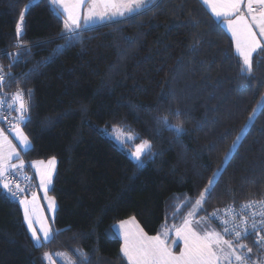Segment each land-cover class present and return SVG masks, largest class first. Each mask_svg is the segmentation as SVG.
Instances as JSON below:
<instances>
[{
  "label": "trees",
  "instance_id": "1",
  "mask_svg": "<svg viewBox=\"0 0 264 264\" xmlns=\"http://www.w3.org/2000/svg\"><path fill=\"white\" fill-rule=\"evenodd\" d=\"M64 33L49 0H0L1 87L20 89L30 105L21 156L56 158L54 235L42 245L0 184V264H47L53 251L77 264L81 253L86 264H128L112 225L134 216L147 234L176 226L214 174L195 217L223 231L216 209L264 201V46L242 72L230 36L201 0H157L79 31L68 47ZM113 126L133 134L128 148L150 142L142 167L105 134ZM260 211L241 214L250 225ZM261 236L264 225L240 239L252 249L248 264H264L254 243Z\"/></svg>",
  "mask_w": 264,
  "mask_h": 264
},
{
  "label": "snow or ice",
  "instance_id": "2",
  "mask_svg": "<svg viewBox=\"0 0 264 264\" xmlns=\"http://www.w3.org/2000/svg\"><path fill=\"white\" fill-rule=\"evenodd\" d=\"M50 2L62 9V12L66 15L64 21L65 33L61 38H66L65 47L71 46L73 40L79 36V29L81 28V20L84 23L93 22L94 20H111L112 17L125 16L128 13H134L138 9L148 7L153 3V0H50ZM205 4H208L210 0H203ZM85 7L83 14L81 15L80 9ZM247 13L251 16V23L243 15H239L241 9V0H212L211 10L217 17H223L227 21V26L231 30L233 38L235 40L236 53L242 61V72L252 71V63L255 54L261 50V44L256 40V33L253 31V25L259 30L260 36H264V0H247ZM236 19L233 20L232 17ZM21 22L24 19V13L21 12ZM21 24H17V33L21 32ZM0 68V73H2ZM4 81V75H0V84ZM30 95V93H29ZM13 102L18 106L15 111L19 113L17 119L20 122L26 123L29 117L26 115L29 111L30 105L23 99V92L18 91L13 94ZM3 101L0 100V103ZM162 123L167 125V118H163ZM177 132H182L183 129L179 125H172ZM0 132V136H2ZM16 135L20 140V143L27 148L30 144L28 137L17 128ZM133 137H128L127 140H131ZM239 139V137H237ZM7 143L9 151L7 154L3 151V144ZM236 144L234 142L233 147ZM148 141H144L138 145L131 156L138 162L139 166H143V157L150 149ZM19 156V153L15 152L11 142L4 137L3 141H0V177L11 169H16L17 165L9 164L8 162L13 156ZM227 159V154L226 157ZM41 163V162H36ZM49 165L54 164V159L48 162ZM23 166V161H21ZM219 171V169H218ZM37 174L40 176L41 187L44 188L45 193L48 191L49 185L52 183L53 173L51 170L46 169L40 171L37 169ZM24 179H29L24 177ZM217 182L215 174L210 179L208 186L201 193L200 199L196 201L195 207L200 208L202 202L207 196L211 194L212 188ZM3 188L7 189L13 198H15L20 192L25 191L19 184L16 185V190L13 191L8 183H3ZM35 195L31 201L21 199L19 203L24 206V218L27 222L28 229L31 231V237L36 245H42L52 239L54 233L48 227H45L40 220H33L32 216L35 215ZM49 211L55 212L56 204L52 197H48ZM29 205H32V211H29ZM260 208L259 213H252V222L249 225L247 219L236 222V215L232 208L226 209V215L228 219L221 220L223 225V234L215 231H208L201 235L193 227V221L185 218L183 224L176 229V235L184 240L185 248L179 255L172 253L168 247L166 240L168 238L167 231L156 236H147L142 230L134 234L124 232V244L122 245L121 252L124 257L127 258L128 264H248L251 248L247 249L245 253L243 249L247 246L237 243L242 238L251 234V231H255L258 227L264 225V201H250L241 205V208ZM194 215V213H189ZM261 217L260 224L256 222V216ZM212 216H218V212H214ZM134 219V218H133ZM33 223H40V232L42 238L37 234V230L33 228ZM130 221H121L119 224V230H123L125 225ZM199 224L200 222H196ZM251 229V231L249 230ZM224 235H233V240L224 238ZM163 237V238H162ZM259 248L264 250V236L259 237L254 242ZM46 257L48 253L44 254ZM82 259L80 264H86L87 254H80ZM66 264H77L76 261H72L70 258L66 261Z\"/></svg>",
  "mask_w": 264,
  "mask_h": 264
},
{
  "label": "rangeland",
  "instance_id": "3",
  "mask_svg": "<svg viewBox=\"0 0 264 264\" xmlns=\"http://www.w3.org/2000/svg\"><path fill=\"white\" fill-rule=\"evenodd\" d=\"M211 2H212V0H210V2L208 4H205L202 1V3L205 6L207 5V7H206L207 9H208V7H209V9H211ZM242 2H243V4H242ZM246 4H247V0H241V9H240V12L238 14L245 16L247 18L248 22L251 23V16L248 15V13H247ZM210 13L212 14V16L214 18L221 19L220 20V24L223 27V29L227 32V34L230 36L231 41H232V45H233V50L236 53L235 40L233 38L231 30L227 26V21L223 17L215 16L214 13L212 12V10L210 11ZM232 19L235 20L236 17L233 16ZM253 31L256 33V40L261 44V46H264V36H260L259 30L254 25H253ZM16 113H18V112L16 111ZM17 128H19L23 132V134L25 136H27L26 133L24 132L23 128H22L21 122L16 127L7 129L6 127H4V125L0 121V130H2L1 132H3L6 136H10V137L12 136L14 138L16 137V140L19 142L20 140L18 139L17 135H15ZM104 132H105V134L108 137L113 139L118 145H120L122 147L128 148L130 142H132V139L131 140H127V138L128 137H133V134L128 133V132H124L121 129H119L118 127L113 126L110 129H104ZM240 133L238 134L237 137H239ZM237 137L235 138L234 142H236ZM28 140H29V138H28ZM0 141H3V138L0 137ZM144 141H148V140H142V141H140V142H138L136 144H133L131 146V148H128V155H129V157L132 160L136 161L131 156V153L134 152L136 147L138 145L142 144ZM234 142H233V144H234ZM5 144L6 143H4L3 146ZM149 144H150V142H149ZM233 144H232V147H233ZM53 159H54V164L53 165H49L48 162L50 160H53ZM22 161H23V166H21V167L17 166L16 169H11L10 170L12 172V174L17 179H24V177H28L29 178L27 180L24 179L26 181V185L19 184L21 188L25 189V191L20 192L18 194V196H17L18 202L21 199H26V200L31 201L33 199V194H34L35 197H36L35 202H34V204H35V215L32 216V219L34 221L37 220V219L42 221L44 226L50 228L52 230V232L54 233V228H53L54 213L49 211V200H48V197L54 198L53 195L49 192V188H50L51 185H49L48 191H47V193H45L44 188H42L41 184H40V176L36 175L37 178L35 177V174L32 171V169L30 168L28 163L29 162L32 163V161L41 162V163H38V164H40L39 167H38L40 169V171H44L46 169H49L54 174L56 158L55 157H48L46 159H33V160H23L22 159ZM35 173H37V172H35ZM3 183H7V181L4 178V176L0 177V184L2 186H3ZM14 188L16 190V185H15ZM198 199H200V196L195 200L193 205L190 207V209L186 213L184 219L188 218V219L192 220L193 221V227L201 235H203L205 232H208V231H215V232H219V233L223 234L222 228H219L218 226L213 224V222L207 216L195 217V213H196V211L198 209L197 207H195V205H196V201ZM19 205H20V208H21V211H22L23 221H24L25 227L27 229V232H28L33 244H35L33 239H32V237H31V231L28 229L27 222L25 221V218H24V206L21 205L20 203H19ZM32 207H33L32 205H29V211L30 212L32 211ZM189 213H194V215L190 216ZM130 218H132V219L134 218L133 220L137 221V219L134 216H130ZM184 219L177 226L172 227V228H162L161 231L159 232V234H162L164 231H167L168 238L166 240V243H167L168 247L170 248V250L172 251V253L175 254V255H179L181 253V251L185 248L184 240L181 237H178L176 235V229L183 224ZM196 222H200V223L197 224ZM40 227H41L40 223H33V228L37 230V234L40 235L41 238H42V233L39 231ZM124 232H128L129 234H131V227H126V228H124V230L121 231V233H122V236H121L122 237V244H124ZM150 235H152V234H150ZM150 235H149V237H151ZM224 238L230 240L229 238L226 237V235H224ZM237 243L244 245L243 241H241V240L237 241ZM243 251L246 253L247 252V248L243 249ZM46 253L49 254L47 257L44 255L47 264H59V261L62 264H66V260L65 259H64L65 261L60 259V258H63L62 257L63 253H59L58 251H56V252L53 251L51 253L50 252H46Z\"/></svg>",
  "mask_w": 264,
  "mask_h": 264
},
{
  "label": "crops",
  "instance_id": "4",
  "mask_svg": "<svg viewBox=\"0 0 264 264\" xmlns=\"http://www.w3.org/2000/svg\"><path fill=\"white\" fill-rule=\"evenodd\" d=\"M157 0H153V3H151V4H149L148 5V7H150V6H152L155 2H156ZM203 1V0H202ZM49 3H50V5H51V7H52V9L62 18V20H63V22L65 21V19L67 18L66 17V15L62 12V9L61 8H58V7H56V6H54L51 2H50V0H49ZM242 4H243V2H242ZM85 7H87V5H85V6H82L81 7V9H80V12H81V15L83 14V11H84V9H85ZM148 7H145V8H141V9H138L136 12H134V13H128V14H126L125 16H123V17H121V16H116V17H112L111 18V20H107V19H105V20H99V19H97V20H94L93 22H88V23H84L83 22V20H81V28L79 29V31H81V30H84V29H88V28H90V27H93V26H98V25H100V24H103V23H106V22H113V21H118V20H121V19H124L125 17H127V16H130V15H133V14H136V13H138V12H140V11H142V10H144V9H146V8H148ZM206 7H207V5H206ZM208 9H209V7H208ZM210 11H211V9H209ZM217 19V18H216ZM218 20H221V19H218ZM64 26H65V24H64ZM2 130H0V132H1ZM2 136H0L1 138H3L4 139V137H7V140L8 141H10L11 142V145H12V147L15 149V152L16 153H19V156L17 157V156H13V158L8 162L9 164H15V165H17V166H19V167H21V161H22V152L24 151V150H26L29 146H30V144H29V146L27 147V148H25L21 143H20V141L18 142L17 140H16V137L14 138V137H10V136H6L3 132H2ZM15 135H16V133H15ZM10 149H9V147H8V144L6 143L4 146H3V151H4V153L5 154H7V152L9 151ZM24 160V159H23ZM29 164V166H30V168L32 169V171L34 172V174H35V177L37 178V176H38V174L37 173H35V172H37V168L39 167V165L40 164H38V163H36L35 161H32V163H28ZM55 167H56V164H55ZM37 175V176H36ZM121 221H130V223H128L127 225H125V227L124 228H126V227H131V234H134V233H137V232H139V230H142L143 231V233L144 234H146L147 236H149L150 234H147L143 229H142V227H141V225L139 224V222H137V221H135V220H133L132 218H130V217H127V218H124V219H122V220H119V221H117V222H115L113 225H112V230L114 231V233L119 237V239H120V251H121V248H122V233H121V231L122 230H119V224H120V222ZM180 224V223H179ZM178 225V224H177ZM176 225V226H177ZM173 227H175V226H173ZM162 228H172V227H162ZM161 228V229H162ZM161 229H160V231H161ZM124 230V229H123ZM159 231V232H160ZM159 232L157 233V234H152V235H150V236H156V235H158L159 234ZM121 254H122V252H121ZM123 255V254H122ZM124 257V256H123ZM125 259H126V261L128 262V260H127V258L126 257H124ZM67 257H66V261H67Z\"/></svg>",
  "mask_w": 264,
  "mask_h": 264
},
{
  "label": "built area",
  "instance_id": "5",
  "mask_svg": "<svg viewBox=\"0 0 264 264\" xmlns=\"http://www.w3.org/2000/svg\"><path fill=\"white\" fill-rule=\"evenodd\" d=\"M6 53L9 54L10 50L6 51ZM0 75H3V72L0 73ZM18 91H21V90L18 88L14 90L4 89L3 87H1V84H0V100L3 101L2 103H0V121L4 125V127H6L7 129L16 127L20 123V121H18L17 119L19 113H16L15 111L17 104H15L12 99L13 94L17 93ZM4 178L6 179L7 183L9 184L10 188L13 191H15L14 187L17 184L26 185V181L24 179H17L12 174L11 171L6 172L4 174ZM9 194L11 193L9 192ZM228 208H232L234 214L236 215L237 223L243 220V215L241 214V211L247 208H243V210H241V208H236V207H222L214 211V212H218V216H213V218H215L219 223H221V220L223 219H228L229 217L226 215V211H225ZM260 221H261V217L256 219L257 224L260 223Z\"/></svg>",
  "mask_w": 264,
  "mask_h": 264
}]
</instances>
